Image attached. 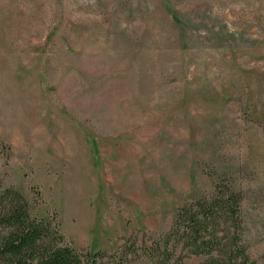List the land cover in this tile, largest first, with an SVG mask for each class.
<instances>
[{
  "label": "rangeland",
  "instance_id": "obj_1",
  "mask_svg": "<svg viewBox=\"0 0 264 264\" xmlns=\"http://www.w3.org/2000/svg\"><path fill=\"white\" fill-rule=\"evenodd\" d=\"M0 173L106 264L229 177L264 264V0H0Z\"/></svg>",
  "mask_w": 264,
  "mask_h": 264
},
{
  "label": "trees",
  "instance_id": "obj_2",
  "mask_svg": "<svg viewBox=\"0 0 264 264\" xmlns=\"http://www.w3.org/2000/svg\"><path fill=\"white\" fill-rule=\"evenodd\" d=\"M5 154V153H4ZM246 194L229 177L214 190L180 206L171 228L151 244L128 241L113 264H259L246 239ZM107 253L77 249L60 232L55 217H38L31 202L0 173V264H106Z\"/></svg>",
  "mask_w": 264,
  "mask_h": 264
}]
</instances>
